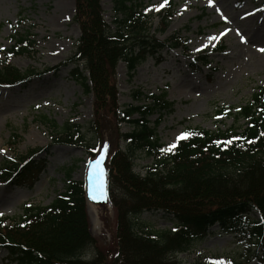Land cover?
I'll return each mask as SVG.
<instances>
[{"label":"trees","instance_id":"16d2710c","mask_svg":"<svg viewBox=\"0 0 264 264\" xmlns=\"http://www.w3.org/2000/svg\"><path fill=\"white\" fill-rule=\"evenodd\" d=\"M75 21L82 37L76 53L61 67L76 65L74 75L84 91L94 96L92 139H87L80 125L60 127L44 116L42 122L53 131L52 144L5 161L0 166V184L31 187L45 163L38 157L43 153L48 157L52 146L84 145L91 150L99 144L101 150L107 143L103 167L117 216L114 243L108 257L97 251L89 261L96 243L90 233L86 186L71 179L74 169L70 168L66 172L69 183L50 205H26L22 215L0 218V250L8 253L13 264H181L178 255L189 252L218 225L227 234L252 238L258 245L255 256L264 262V88L240 112L232 113L235 125L231 128H188L187 139L180 140L173 151L162 152L156 131L162 115L154 127L150 117L171 110L174 104L166 92L142 100L139 93L137 99L142 102L122 110L115 76L123 62L133 77L150 55L178 48V38L163 42L152 35L150 18L135 0H116L113 26L105 21L101 0H76ZM30 37L29 32L12 37L14 44L0 61V86H26L42 75L34 70L21 72L11 64L12 57L33 51ZM224 49L221 46L218 51ZM198 61L209 63L207 57ZM82 65L89 77L80 72ZM136 115L138 119H133ZM111 118L117 125L134 126L129 133L117 134L125 149H113L114 132L107 126L103 129ZM240 120L246 121L245 126L236 125ZM139 152L154 159L144 175L134 171ZM145 212L165 213L175 228L144 230L137 221ZM214 262L204 259L196 264Z\"/></svg>","mask_w":264,"mask_h":264},{"label":"rangeland","instance_id":"374dc122","mask_svg":"<svg viewBox=\"0 0 264 264\" xmlns=\"http://www.w3.org/2000/svg\"><path fill=\"white\" fill-rule=\"evenodd\" d=\"M135 2L141 3V9L149 16L152 35L163 42L176 37L180 46L165 50L160 56L150 55L133 77L121 62L115 76L118 105L124 110L142 102L137 99L139 93L143 94L142 100L166 92L173 108L150 117L154 127L162 115L156 131L163 148L177 144V137L188 128L218 131L234 126L232 113L240 112L264 88V0H212L211 4L209 0H168L159 11L153 6L163 0ZM101 6L105 21L113 26L116 0H101ZM75 17L76 0H0V61L7 58L14 44L12 37L29 32L33 51L12 57L11 64L21 72L34 70L42 74L26 86H0V166L29 150L52 144L53 131L42 122L44 116L60 127L67 123L80 125L87 139H92L89 127L95 120L94 96L84 91L74 75L76 65L61 67L76 53L82 37ZM220 46L225 49L217 51ZM203 57H207L208 65L198 61ZM80 72L84 77L90 76L84 65ZM229 108H233L231 113ZM245 124V120H240L236 125ZM106 126L114 132L113 149H125V142L118 141L117 134L129 133L134 126L117 125L112 118L103 123V129ZM14 134L18 138L14 139ZM102 154L104 159L106 153L99 144L91 150L84 145L52 146L48 157L46 153L38 157L45 163L31 187L0 184V218L22 215L26 205H50L65 190L70 181L66 172L73 168L71 179L86 186L90 233L96 243L88 259L93 260L97 251L108 257L117 216L109 198L106 169L102 167L101 177L90 167ZM134 163V171L144 175L154 159L139 152ZM91 193L96 197L95 205L90 202ZM171 218L163 212H145L137 222L144 230H173ZM257 250L252 238L227 234L217 225L202 242L178 255L177 260L181 264H196L204 259L264 264L255 256ZM0 264H13L6 251L0 250Z\"/></svg>","mask_w":264,"mask_h":264},{"label":"snow or ice","instance_id":"6c2138e0","mask_svg":"<svg viewBox=\"0 0 264 264\" xmlns=\"http://www.w3.org/2000/svg\"><path fill=\"white\" fill-rule=\"evenodd\" d=\"M209 3L211 4L212 3V0H209ZM168 4V0H163V3L160 4L159 6H156L154 5L153 7L155 8V10L159 11L160 9H162L165 5ZM224 33H221V35H223ZM210 40H215V39H218V37H209ZM243 39V38H242ZM261 51H264V49H261ZM191 135L190 133L188 132H182L178 137H177V140H183V139H187L188 136ZM261 135H264V133H262ZM226 143H231V141H228ZM177 147L176 143H171L168 145L167 148H163L161 149L162 152H171L173 151L175 148ZM103 148L106 152L107 148H108V145L107 143H105L103 145ZM102 163H103V154L101 155V158L100 159H97L95 160L94 164H91L90 167L92 169V172L94 174H99V176H103V168H102ZM100 189H101V192L103 191V181L101 180L100 182ZM214 264H223V262L221 261H216L214 262Z\"/></svg>","mask_w":264,"mask_h":264},{"label":"bare ground","instance_id":"6f19581e","mask_svg":"<svg viewBox=\"0 0 264 264\" xmlns=\"http://www.w3.org/2000/svg\"><path fill=\"white\" fill-rule=\"evenodd\" d=\"M260 29H262V28H260ZM261 31H263V30H257V32H261ZM90 183V182H89ZM90 185H89V187H88V193L90 194ZM91 197H92V199H91V201L90 202H93V204L95 205L96 203H94V202H96V197H95V195L94 194H92L91 193Z\"/></svg>","mask_w":264,"mask_h":264}]
</instances>
